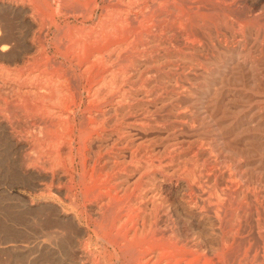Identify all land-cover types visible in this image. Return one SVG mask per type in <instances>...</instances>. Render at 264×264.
Segmentation results:
<instances>
[{
	"label": "rangeland",
	"instance_id": "1",
	"mask_svg": "<svg viewBox=\"0 0 264 264\" xmlns=\"http://www.w3.org/2000/svg\"><path fill=\"white\" fill-rule=\"evenodd\" d=\"M33 1L32 0L31 1H28V0H0V18L1 17L3 19L6 18L4 19V21H2L3 20L2 18H1L2 20L0 19V28L4 30V33H3L0 29V36L3 37L2 35H5L7 31H9V34L7 33V37L8 36L10 37L11 34L12 36H14L12 38L10 37V39L8 40L9 46H11V49L10 47L9 49L10 50L14 49V50H12L11 52L9 49H7L6 51L0 50L2 52L0 55V58H1L0 59V69H1L0 71V98H1L0 99V103H1L0 112L3 113V114L2 113L0 114V121L4 120V122L6 121V123H8L7 120L9 119V117H10L9 120H11L15 116L11 111L8 110L9 108L3 102L4 99L2 100V98L12 97L15 99L16 92H17L16 90H22V91L26 90L27 86L31 87L33 86V84L35 85L37 82L39 84V81H40V84L43 86H46L44 83L46 82L47 84L49 81L47 85H50V84L57 85L58 84L64 89L66 88V90L69 89L70 92H74V91L76 92L77 90L81 92V97L84 101L83 106L75 108L76 110L75 112H77L79 122L81 121L80 118L83 116V113H84L83 110H84L85 102H87L86 100H88L90 96V93L88 91L91 85L95 84L97 87L98 85H102L103 83V85L107 86L108 85L107 83L110 81L107 87H113L115 86V84L119 83L120 85L123 84L122 85L123 88H126L124 87V84L126 82L125 86L129 88V89L126 88V90L130 91L128 92V94L130 93L129 94L130 96L128 95V98L127 97L125 98L128 100V102L125 103V101L127 100H124L123 105L125 106L126 111L127 109L128 110L130 109V111L126 112V116H125L126 119L124 121L127 122L128 119H129L128 121H131L133 119H136L137 116H141V117H137L138 119L140 118L141 119L139 121L137 119L136 123L139 124L141 128L143 127L142 132L144 133L143 134L141 132L139 136L136 135L135 137L138 140L136 139L135 140L137 142L139 141V143H143L142 145V149H143L142 158L143 159H142L141 164H144L142 165L143 171L144 169L146 170L144 172L142 171L145 177H143L142 180L140 181L138 180L137 182H136V179L134 180L131 179L132 183L130 181V186L133 189L136 188L135 190L137 194L139 193L143 197L146 196L144 197V199L146 198V200H148L149 198L148 201L146 200L143 201L144 199L142 200L144 202L142 203V211L145 212L146 210V213H150L152 211V203H151L152 202L151 200H153L152 196L155 194L156 187L161 184L163 185V194L164 196L168 198V204L171 205V209H173V212L175 210L174 214L176 215H178L179 213L181 214L180 217L179 216L177 217L175 215L177 233L179 235L182 234L181 236L187 239L189 238L188 240H191L190 243L192 242V244H197V247H198L197 249L201 252V255H204L202 256L201 259H199L198 257H193V260L191 262L192 264H264V240H263L264 238L258 239V237L256 236V231L258 230L256 222L255 221L251 222L244 215V210L245 209L248 210L247 202H249V200L247 199L248 200L247 201L246 198L242 199L243 200V206H242L243 210L241 209L239 211L241 212L239 219L240 220L242 219L240 225L236 223V226L233 227V226H229L228 222L225 223L226 226L228 227L227 228L225 226V229H230V228L233 229L232 233L230 234L233 238L230 236L229 238L230 241L228 240V246L223 247L222 242H221V233H220L221 228L219 227L221 225L218 224L219 222L215 218V211H217V208L213 207L212 210L208 211L207 209L206 211L203 212V210H201L202 209L201 207L194 208L193 204H188L187 202H185L184 201L185 194L189 193L190 189L187 186L186 181L183 180V176H184L183 173L184 174L191 173V175H193L192 172L194 171L196 172L197 169L198 171L204 169L203 170L204 173L205 172L206 174L208 173L207 176L210 177L208 180L207 179L208 177H206V174H205L204 181L206 182V184L204 183L205 184L204 188L205 190L208 189L206 190V192H208V195L210 194L211 197L215 195L212 197L211 202L212 203L214 202V204H216L217 202L219 203V201L225 200L226 205L228 204V208H230L231 204L232 205L234 204L233 208H237L239 206L235 204L238 202L233 201L234 199L233 197L236 198V195L234 194L235 192L233 189H236V187L243 188L244 190H248V189L250 190V188L251 190L255 189L252 192L256 193L258 195V198L260 197L259 198L260 200H262V198L264 200V0H224V3H223V0H220V1L219 0L179 1L180 3L177 2L176 4V7L178 8L174 9V12H173L176 17V18L174 17L175 19L173 18L175 22L174 31L172 32L170 31V33L169 32L167 33L163 29L162 33H160L161 30L160 32L159 30L158 32L155 30L154 32L158 34V38L156 41L157 43L154 42L153 44H150L148 46H143V47L140 45L139 49L135 50L136 52L127 51V52L122 53L120 55L121 56L120 59L118 58V56H114L113 60L116 62H114V64L110 66V68H107L109 70L107 69H104L103 71L99 70L98 73L101 75H98L94 71L93 73H91L90 77L89 75L88 76L86 75L87 73L85 74V69H84L85 62H83L85 61V58H84L85 53L86 55H88L87 51L89 50V48L88 46L86 47V44L83 41H85L87 35L90 34V31L92 29L91 27L95 28L94 30L92 29L91 32L99 31V29L97 28L98 26L100 28V25L102 26V22L104 21V20L102 21V19H104L106 16L107 18H110L109 13H112L110 9L111 10L113 9L114 11L117 6H120L118 0H98L99 9L95 12L96 14L93 16V18L86 22H83L85 20L84 16L90 13V11L92 10L91 8H93V5H94V2L91 0H88L89 2H87V0H85L86 2L82 0L83 6H82L81 12L78 11V12L73 13V11H68L64 9L62 10L63 13L62 11H60V13L58 14H57V4L53 3L52 4L53 9L52 8L47 9L45 8V6L43 7V5L45 4L42 1L40 0H37V1L35 0L36 2L34 1V3L37 4V7H35L32 4ZM39 1L41 2V4ZM192 1L193 3L191 4L190 2ZM181 2H183V4L185 5L187 3V5L186 6L183 5ZM220 2H222V5ZM86 3L87 4L89 3L88 4L89 6L86 5ZM233 3L235 4V6ZM109 4H112V5H109ZM231 4L233 5V7H230L232 6ZM86 6L88 8H86ZM104 6H108V7H104ZM188 6H190V8H188ZM226 6L228 7L226 8ZM208 7H209V10H207ZM36 8L37 9L39 8L38 11ZM43 8H45L47 12ZM105 8L107 9V11ZM182 8L187 9V11L190 12V13L189 12L186 13L185 17L181 16ZM229 8L230 10H228ZM28 9H29V12H28ZM235 9H237L238 12ZM64 12L67 14L65 15ZM229 12H231V14H229ZM21 13L24 15L25 18H22L23 15ZM31 13L33 17L35 18H33L32 15H30ZM72 13L74 15H72ZM178 13H179L178 15L179 17L176 16ZM18 14L19 16H17ZM228 14L231 16H229ZM69 15H72V16L69 17ZM39 16L42 18H40ZM54 16H55V21H57L55 22V24L52 22ZM48 17L50 18L48 19ZM181 17L183 20H187V21L189 19L190 20L188 22L187 21L185 22L181 19ZM43 18L44 20H42ZM177 18H178V21L176 22ZM245 19L248 21H246ZM1 21L3 23L5 22L4 24L7 23L9 25L7 24L4 25L2 24ZM35 21L38 23H36ZM40 21H42L41 24L42 23L44 24L41 25ZM113 23H114V20H113ZM169 23L172 25L171 21ZM178 23L183 24V26L179 25ZM12 25L14 27H12ZM83 25H84V28H83ZM6 26L10 28L12 27V28L7 29ZM31 26H34L35 28ZM180 26L182 30L180 29ZM74 27L75 28L77 27L79 30L76 28V31L78 30L76 32ZM79 27L80 28L82 27V29H80ZM184 27L185 28L187 27V29L184 30L185 29ZM14 28L15 30H12ZM68 28L70 29L69 33H67L69 31ZM42 30L43 32H41ZM180 31L182 32L184 31V36L186 38L185 37L182 38L183 35H181V38L178 37V34L182 33ZM185 31H187V33L191 36H189ZM74 32L76 33V35H78L79 33L81 34L76 36ZM84 32L87 35H85ZM175 33H178V34L176 35ZM82 34H83V37L84 35L86 37L81 38ZM186 34L188 36H186ZM34 35L37 38H35ZM73 35L76 37H74ZM4 37H6V35ZM68 37H70V39H68ZM173 37H176V38L172 39ZM14 38H17L16 40L18 41L16 42ZM71 38L72 40H74L73 43L72 42L70 43L69 41L71 40ZM77 38H79V41H80L79 47L81 49H78V47L76 49L75 43L77 42V46L79 44L78 43L79 41L77 40ZM163 38H164V41H161ZM114 39L115 38L113 37V39L110 40L111 45H115L118 42L121 43L120 42L121 40H117V39L114 40ZM184 39L190 40V41L186 42ZM19 40H20V43H18ZM65 40H67L68 44L66 43ZM191 40L195 44H192ZM171 41H173V43ZM8 42L7 43L3 42L2 44H0V47L4 44H8ZM34 42L36 43V45L34 44ZM179 42L182 44H180ZM189 42L190 44H188ZM18 44L20 47L18 46ZM72 44H74L73 46L75 47L76 51H74V47L72 48ZM15 45L18 47H16ZM68 45H70V48ZM81 45L83 47H81ZM31 46L33 48H31ZM84 47H86L85 48L86 51L85 49L84 50L82 49ZM37 48L40 51L38 50L37 52L36 51ZM32 50H34L35 53ZM54 51L58 54H56ZM80 51L84 53L81 54ZM9 52L11 53V57H10ZM24 52L26 53V55ZM53 52L55 54H53ZM75 52L76 54L79 53L78 54L79 56L83 55L82 57L78 56V58L80 59L78 58L77 59L80 61H77L76 59L77 56L74 55ZM3 53L9 54V55H4ZM32 53H34L33 55L35 54L38 55V56L36 55L37 57L36 56H33V57H36V58L40 57L41 59L39 58L36 60L34 58L35 59L34 61L33 58H31ZM45 55L48 57V59H46L47 57H45ZM59 55L60 56L62 55L61 58ZM49 56L51 58H49ZM70 56H72V59L70 58ZM28 57L30 58L28 59ZM65 58H68V59H65ZM23 59L24 60L26 59V60L24 61ZM74 59H76L75 63L73 61ZM28 60L29 62H27ZM69 60H71V62ZM32 62L34 63L32 64ZM14 63H16V65H14ZM17 63H19L20 66L17 65ZM24 64H27V65L24 66ZM52 64L53 65L55 64V66H53ZM32 65L34 67V70L36 71H33ZM12 67H14L15 69ZM16 67L19 68L18 72L19 71H22V72L18 73ZM45 68L47 70H44ZM59 68H60L61 73L63 72L64 75L59 74L60 73ZM80 69H82V71ZM5 70H7V72H5ZM15 70L16 72H14ZM31 70L36 74L32 73ZM42 70L45 72L48 71V74L42 73L43 72ZM49 71L54 76L50 74ZM82 72H83V75H82ZM57 73L59 75H57ZM106 74H108L109 77ZM61 75L64 77H61V79L57 80V78H60ZM15 76H17L16 77L17 80L19 79L18 81L16 80ZM52 76L53 78H51ZM65 76H66V79H65ZM102 76H104V80ZM47 77L49 80H47ZM118 77L120 78V80L117 79ZM106 78L108 81L105 82ZM91 79L95 80V82L94 81L92 82ZM14 80L17 81V84H15L16 81ZM50 80H51V83H50ZM65 80L66 81L68 80L67 83H65L66 82ZM19 81L23 83H20ZM29 82L33 84L31 85L29 84ZM68 82L70 83L68 84ZM121 82H124V83H121ZM16 85H19V87L21 86L20 87L21 89ZM24 85H26V87ZM65 86H68V87H65ZM130 87H132L131 88L132 90L130 89ZM134 87L137 90L138 88L136 87H139V90L138 91L135 90ZM9 88L14 89V90H11ZM184 88L186 89L184 90ZM143 89H145V91H148L146 95L149 93L151 95L146 96L145 91H142ZM154 89L156 93L158 92L156 95L152 94L151 92ZM180 90H184V91L180 92ZM133 91L135 92L141 91L140 93H142V95L137 96L136 94H132V93H135ZM215 92H216V95L213 96ZM159 93H161V96L158 95ZM11 94H14V95L11 96ZM131 95H134V97H132ZM148 97L151 99V101ZM214 98L218 99V104L216 105L212 104V101L215 100ZM132 100L134 101V103ZM131 101L134 105L131 103ZM129 102L131 103V105ZM4 104H5V108L4 107L2 108V105L4 106ZM21 104L27 108L26 106L27 104L25 103H21ZM21 104L18 105L19 108L17 109L20 110V113L22 114L21 117L25 118L27 115L26 110H25L26 108L22 107ZM150 106H152V108ZM153 107H155V109ZM144 110L146 112V115H145V112L143 113ZM212 110H213V117H211L210 119L209 114H212ZM134 113L136 114V116H134L135 115ZM151 113L152 115H150ZM129 114H131V116ZM143 115H144V119H143ZM155 115H156V118H155ZM196 117H197V120L195 119ZM181 119L183 121H181ZM186 120L188 121V123ZM2 121L1 123L3 125L6 124V123H3ZM148 121L150 123H147ZM156 123L159 126H157ZM193 125L195 126V128ZM9 128L10 127H8V129ZM8 129H7V132L5 130V134H4V129L0 128V264H40V263L41 264H83L84 261L86 262L85 264H90V263L91 264H94V263L111 264V262L112 264H123L121 260L123 257H121L120 259L121 261L119 260V258H117L119 256L116 255V253L114 252L113 246L108 244V241L105 242V240L103 239H100V238L97 239L98 234L105 235V233L99 231L98 226L94 222H92L95 219L96 215H94L93 213L84 211L86 210L85 208H88L90 206L87 205L86 207L84 204V201L80 199L79 205L77 207L74 205L75 203L72 202V198L66 196L65 194L66 191L68 193L73 192V191L79 193L81 191L79 190L80 187L77 188L75 191L74 187L73 186L71 187V185L68 184L69 183L68 180L72 173L71 170H69V165H70L68 164L70 162L69 159L64 160L63 163L62 162L59 163L57 161L54 162V159L51 158L50 156L49 157L51 159L49 158V160L46 159V157L48 158V156L46 155L41 156V158L37 155L35 156L34 153L30 151L27 146L19 148L16 145H14L13 144L14 140L10 138V135H9V134H15L16 137L18 136V138L25 140L28 138L27 133L26 132L18 133L17 130L16 129L14 130L13 128H10L9 130ZM143 136H145L146 138ZM142 138L143 140H141ZM219 139H221V142ZM152 140H155V141H152ZM167 140L171 142L173 150H174V147L177 145L176 146L177 149L175 148L174 153H173V156L175 154V156L173 157L175 158L174 159L175 163L173 161V166L174 168L177 167L175 168L176 171L173 170L174 171L173 172L170 170L171 172L170 171L167 172V169L165 168H162V170L159 171V167H158L157 170L161 173V175L159 173L155 174L153 173L154 170L152 169V167H149L151 166V164L148 165V163H150V160H149L150 147H153L154 145H155L154 147H156V145L158 146L166 142ZM172 140L174 141V143L172 142ZM146 142H149V143H146ZM223 143H225V145ZM189 146H192V147H189ZM77 147H79V153H81L83 150L82 148H80L81 145L78 144ZM93 150L97 152L98 148L95 147ZM145 150L146 152H143ZM198 150H199V153H198ZM79 153L78 152L76 153L78 154V158H77L78 165L76 164V169L74 170V174H76L75 176L77 178L76 182L79 181V178H78L79 174L77 173H80V172L82 173V163L80 162L81 159L79 158ZM195 155L196 156L198 155V156L196 157ZM218 155H221V156H218ZM216 156H218L219 158ZM179 157L181 160L179 159ZM197 158L198 160H196ZM206 158L208 160H205ZM224 159L226 161H222ZM37 160H41V161L44 160V161L42 163L40 162V165H39V162ZM51 160L55 164L50 163ZM143 160L145 161V163ZM146 160H148L149 162ZM179 160L180 162H178ZM192 161L194 162L193 164H191ZM196 161L197 162L200 161L201 163L200 162L197 163ZM216 161L218 164H216ZM195 163L197 165V168L195 167L196 170H194L193 168L194 166H196ZM202 163H204L205 165H203ZM32 164L37 165V166L34 165L36 168ZM50 164L52 165L50 166ZM209 165L211 166V168H213V171H211L212 169L210 168ZM217 165L219 166V168L216 167ZM27 166L29 167L28 169H27ZM226 166H229V167L227 168ZM50 167H51V170H50ZM38 168H40L42 171ZM120 168L122 169V172L124 174H126V172L127 173L130 172L129 170L130 167L128 165L122 166ZM120 168H118L117 170H119ZM184 168H186L185 171H183ZM229 168L231 171L230 173L233 174L232 175L233 178L231 174L229 173ZM254 168H257L256 172ZM181 169H183L182 170L183 173ZM187 169H189V171ZM190 169L192 170L190 171ZM207 169L209 171H207ZM235 169H237L236 172H235ZM37 170H40L41 174L38 176V178H34L31 174L34 173L36 175ZM48 170H50V172ZM58 172H60L62 175L64 173V176H62V179H61V184L57 183L56 180L51 182L50 179H47V178H51L52 176L51 174L53 173L56 174ZM67 172L68 173L71 172V173L68 174ZM166 172L168 174L171 173L170 176H166L167 174ZM226 173H228L227 176L225 175ZM172 174L174 176L171 180L172 181L171 182L172 185H171V183L167 181L166 178L171 177ZM210 174L212 175L210 176ZM214 175L215 176L217 175L216 176L217 179ZM46 176L47 178L45 180ZM234 176H236V179ZM238 176L239 177L241 176L240 179H238L239 178ZM227 178L228 180H226ZM232 179L235 181H233ZM232 181L235 182L236 184L235 183H234L235 185L232 184ZM134 182L137 184L135 185ZM208 183H212V184L210 185ZM239 183L241 184L239 185ZM225 184H229V186L232 189L231 193L227 192L228 195L230 194L229 196H227V194L224 191V189L226 188ZM212 186H214L216 191L217 190L218 191L214 192V188H211ZM222 186H224L225 188ZM220 187L222 188L221 192L224 191L223 192L224 195L221 194V192H219V190H221ZM166 188L169 192L164 190ZM143 189H144V194H143ZM209 189L211 190V192ZM218 192L219 194H221L223 198L222 197L218 198L216 196ZM147 193L150 195H148ZM64 200L65 202H63ZM227 200L229 201L231 200V201L229 202ZM205 205L207 206V203ZM83 206H85V208ZM143 207L146 209H143ZM192 208L194 209V211ZM82 209H84L83 212H82ZM180 209H182L181 212L184 210V213H187V215L186 214L184 215L183 212L181 213L179 211ZM186 209L190 210L191 212L190 213L189 211L187 212ZM199 211L201 212L202 215L200 214ZM55 212L56 214L54 215ZM76 213L79 214L80 219L77 222L80 224L79 228L81 227L82 229L81 228L79 229L78 227L71 224L72 222L70 221V216L72 217ZM208 213L211 215L206 216V214ZM231 214L232 213L227 212V218L225 219L226 220L230 219L231 216L229 215ZM212 215L214 217H210ZM63 217H65V219ZM201 219L202 220L204 219V220L202 221ZM77 222L75 223L78 224ZM263 225L264 224L262 221L261 226H260L261 229H263L262 228ZM237 226L241 228L238 232L237 230H235L236 228H238ZM76 228H78L77 229L78 231L77 230L75 231ZM82 232H85V233H82ZM192 235L194 236L192 237ZM85 236L87 239L85 238ZM194 237L196 239L193 240ZM94 239L96 240V242ZM200 240L202 241L199 242ZM84 242H86V245ZM202 242L205 244H203ZM80 244H81V247H80ZM203 245H206V246H203ZM104 246H106L105 247L106 249L104 248ZM83 247L85 249H83ZM75 250H77V252ZM82 250L86 251V252L84 251L86 253L85 257H82V255L79 254L81 253L80 251ZM89 254L91 255L89 256ZM93 255L95 257H93ZM101 257H102V260H101ZM116 258L118 259V261Z\"/></svg>",
	"mask_w": 264,
	"mask_h": 264
},
{
	"label": "bare ground",
	"instance_id": "2",
	"mask_svg": "<svg viewBox=\"0 0 264 264\" xmlns=\"http://www.w3.org/2000/svg\"><path fill=\"white\" fill-rule=\"evenodd\" d=\"M31 1V0H28ZM33 1V0H32ZM35 1V0H34ZM33 1V5L35 7H37V4H35ZM37 1V0H36ZM35 1V2H36ZM42 1L45 5H43V7L45 6V8L47 9H51L52 8V4H57V14L60 13V11L66 9L68 11H73L74 12H78V11H82V6H83V1L82 0H40ZM39 1V2H40ZM85 1V0H84ZM94 2L93 8H91L92 10L90 11V13H86L87 15L84 16L85 20L83 22H86L90 19L93 18V16L96 14L95 12L99 9V4H98V0H91ZM179 1H185V0H118L119 5L115 8V10L113 11V9L110 11H112V13H109L110 18H107V16L102 19V26L100 25V28L98 26L97 29H99V31H95V32H91L92 29L94 30L95 28L91 27V31L90 34L87 35L85 32L84 34L87 35V37L84 35V37H86V40L83 41L86 44V47L88 46L89 50L88 55H86L85 53V62L84 63V69H85V74L89 77L91 75V73H93L95 71V73H97L98 75H101L98 73V71H103L104 69L110 68V66H112L114 64L113 57L114 56H118V58L120 59V55L124 52L127 51H133L136 52L135 50L139 49V46L141 45L143 46H148L150 44H153L154 42L157 41L158 38V34L156 32H154L155 30L158 32L163 31V29L168 33H170V31H174V20L173 18L175 17L174 15V9L178 8L176 7L177 2L180 3ZM194 1V0H193ZM190 2L191 4L193 3ZM198 1V0H197ZM220 1V0H219ZM86 2V1H85ZM87 2H89L87 0ZM102 2V1H101ZM105 2V1H104ZM188 2V1H187ZM203 2V1H202ZM210 2V1H209ZM213 2V1H211ZM218 2V1H217ZM226 2V1H225ZM24 3V2H23ZM30 3V2H29ZM42 3V4H43ZM91 3V2H90ZM183 4V2H181ZM205 3V2H204ZM222 5V2H220ZM219 3V4H220ZM224 3V0H223ZM227 3V2H226ZM17 4V3H16ZM25 4V3H24ZM41 4V2H40ZM89 4V3H88ZM86 3V5H88ZM103 4V3H102ZM213 4V3H212ZM234 4V3H233ZM112 5V4H109ZM108 5V6H109ZM185 5V4H183ZM187 5V3H186ZM185 5V6H186ZM189 5V4H188ZM205 5V4H204ZM207 5V4H206ZM232 5V4H231ZM32 6V5H30ZM89 6V5H88ZM108 6H104V7H108ZM192 6V5H191ZM195 6V5H194ZM193 6V7H194ZM203 6V5H201ZM209 6V5H208ZM235 6V4H234ZM12 7V5H11ZM24 7V5H23ZM29 7V5H28ZM200 7V6H199ZM211 7V5H210ZM216 7V6H215ZM219 7V6H218ZM228 6H226L227 8ZM230 7H233L230 6ZM16 8V6H15ZM20 8V7H19ZM27 8V7H26ZM43 8V9H45ZM86 8H88L86 6ZM184 8V7H183ZM181 9L182 13L181 16L185 17L186 13H188L189 11H187V9ZM188 8H190V6H188ZM205 8V7H204ZM23 9V8H22ZM20 9V10H22ZM37 9V8H36ZM39 9V8H38ZM37 9V11H38ZM53 9V8H52ZM106 9V8H105ZM109 9V8H108ZM199 9V8H197ZM206 9V8H205ZM222 9V8H221ZM10 10V9H9ZM15 10V9H14ZM25 10V9H24ZM46 10V9H45ZM102 10V9H101ZM209 10V7L208 9ZM230 10V8L228 9ZM226 10V11H228ZM237 10V9H235ZM52 11V10H51ZM107 11V9H106ZM225 11V12H226ZM233 11V10H232ZM231 11V12H232ZM12 12V11H11ZM18 12V11H17ZM27 12V11H25ZM29 12V9H28ZM33 12V10H32ZM35 12V11H34ZM44 12V11H43ZM47 12V10H46ZM109 12V10H108ZM231 12H229V14H231ZM238 12V10H237ZM19 13V12H18ZM37 13V12H36ZM63 13V11H62ZM65 13V12H64ZM72 13V15H74ZM85 13V12H84ZM106 13V12H104ZM190 13V12H189ZM193 13V12H192ZM191 13V14H192ZM236 13V12H235ZM22 14V13H21ZM20 14V15H21ZM26 14V13H25ZM43 14V13H42ZM67 13H65L66 15ZM228 14V15H229ZM23 15V14H22ZM21 15V16H22ZM32 15V13L30 14ZM29 15V16H30ZM45 15V14H44ZM72 15H69L72 16ZM179 13L176 15L177 17ZM238 15V13H237ZM236 15V16H237ZM2 16V15H1ZM19 16V14L17 15ZM36 16V15H35ZM49 16V15H48ZM64 16V15H63ZM62 16V17H63ZM231 16V15H229ZM27 17V16H26ZM31 17V16H30ZM28 17V18H30ZM33 17V15H32ZM38 17V15H37ZM40 17V16H39ZM81 17V16H80ZM238 17V16H237ZM2 18V17H1ZM0 18V19H1ZM11 18V17H10ZM22 18H25L24 15L22 16ZM35 18V17H33ZM42 18V17H40ZM46 18V16H45ZM50 17H48L49 19ZM53 18V17H51ZM65 18V17H64ZM76 18V17H75ZM141 18V19H139ZM176 18V17H175ZM174 18V19H175ZM187 18V17H186ZM185 18V19H186ZM189 18V17H188ZM245 18V17H244ZM3 19V18H2ZM1 19V20H2ZM6 19V18H4ZM4 19L2 21H4ZM180 19V18H179ZM182 19V17H181ZM247 19V18H246ZM245 19V20H246ZM8 20V18H7ZM34 20V19H33ZM32 20V21H33ZM44 20V18L42 19ZM47 20V19H46ZM58 20V18H57ZM80 20V19H79ZM101 20V18H100ZM114 20V23H113ZM183 20V19H182ZM190 20V19H189ZM188 20V21H189ZM198 20V19H197ZM1 21V22H2ZM6 21V20H5ZM24 21V19H23ZM27 21V20H26ZM31 21V20H30ZM37 21V20H36ZM35 21V22H36ZM49 21V20H48ZM171 21L172 25L169 23ZM178 21V18L176 19V22ZM183 21H187V20H183ZM187 21V22H188ZM243 21V20H242ZM248 21V20H246ZM12 22V21H11ZM28 22V21H27ZM42 21H40L41 24ZM45 22V21H44ZM52 22L55 24V16L52 20ZM81 22V21H80ZM99 22V21H98ZM100 22V23H101ZM245 22V21H244ZM5 23V22H4ZM2 22V24H4ZM38 23V22H36ZM7 24V23H6ZM4 24V25H6ZM44 24V23H42ZM41 24V25H42ZM95 24V23H94ZM179 24V23H178ZM185 24V23H184ZM9 25V24H7ZM31 25V24H29ZM35 25V24H34ZM182 25L183 24H179ZM87 26V25H86ZM97 26V25H96ZM3 27V26H1ZM5 27V26H4ZM7 27V26H6ZM12 27H14L12 25ZM11 27V28H12ZM34 27V26H31ZM40 27V26H39ZM48 27V26H47ZM50 27V26H49ZM78 27V26H77ZM76 27V28H77ZM89 27V25H88ZM95 27V26H94ZM10 27H7V29ZM10 28V29H11ZM35 28V27H34ZM42 28V26H41ZM75 28V27H74ZM75 28V31H76ZM80 28V27H79ZM84 28V25H83ZM177 28V27H176ZM185 28V27H184ZM1 29V28H0ZM6 29V28H5ZM9 29V30H10ZM33 29V28H32ZM39 29V28H38ZM44 29V27H43ZM69 29V28H68ZM78 29V28H77ZM82 29V27L80 28ZM181 29V26H180ZM187 27L184 29L186 30ZM12 30H15L12 29ZM35 30V29H34ZM79 30V29H78ZM77 30V31H78ZM177 30V29H176ZM182 30V29H181ZM1 31L4 33V30L1 29ZM37 31V30H36ZM76 31V32H77ZM89 31V30H87ZM6 32V31H5ZM43 32V30L41 31ZM40 32V33H41ZM70 32V29L67 33ZM178 32V31H177ZM182 32V31H180ZM187 33V31H185ZM191 32V31H190ZM189 32V33H190ZM2 33V34H3ZM7 33L9 34V31H7ZM7 33L5 34L7 37ZM37 33V32H36ZM39 33V34H40ZM72 33V32H71ZM79 33V32H78ZM89 33V32H88ZM159 33V34H160ZM165 33V32H164ZM202 33V32H201ZM74 34L76 35V33L74 32ZM81 33H79L78 35H80ZM176 35L178 33H175ZM180 34V35H179ZM178 37L181 38V35H183L182 38H184V31L182 33H179ZM188 34V33H187ZM186 34V36H188ZM5 35H2L3 37L0 36V44H2L3 42H8V40L10 39V37H14L11 36L8 38L4 37ZM67 35V34H66ZM76 35V36H78ZM172 35V33H171ZM202 35V34H201ZM16 36V35H15ZM35 36V35H34ZM39 36V35H38ZM68 36V35H67ZM74 36V35H73ZM72 36V37H73ZM74 36V37H76ZM162 36V35H161ZM164 36V34H163ZM175 36V35H174ZM191 36V35H189ZM17 37V36H16ZM80 37V36H79ZM83 34L81 38H84ZM113 37L115 38L114 40H121V43H114L115 45H111L110 40L113 39ZM168 37V35H167ZM18 38V37H17ZM17 38H14L15 41L17 42L18 40H16ZM35 38H37L35 36ZM64 38V37H63ZM176 37H173L172 39H174ZM178 38V39H179ZM186 38V37H185ZM19 39V38H18ZM39 39V38H38ZM68 39H70V37H68ZM75 39V38H74ZM188 39V38H187ZM190 39V38H189ZM195 39V38H194ZM34 40V38H33ZM36 40V39H35ZM77 40L79 41V38H77ZM75 40V41H77ZM83 40V39H82ZM81 40V42H82ZM171 40V38H170ZM185 40V39H184ZM183 40V41H184ZM11 41V40H10ZM38 41V40H37ZM35 41V42H37ZM63 41V40H62ZM67 43V40H65ZM70 43L74 40H69ZM159 41V39H158ZM164 41V38L161 40ZM167 41V40H165ZM178 41V40H177ZM176 41V42H177ZM186 42L190 41V40H185ZM192 41V40H191ZM33 42V41H32ZM34 42V44L36 45V43ZM64 42V41H63ZM173 43V41H171ZM182 42V41H181ZM15 43V42H14ZM20 43V40L19 42ZM69 43V44H70ZM78 46H77V42L75 43L76 45V49L78 47V49H81L79 47L80 45V41L78 42ZM110 43V44H109ZM157 43V42H156ZM161 43V42H160ZM159 43V44H160ZM164 43V42H163ZM180 43V42H179ZM178 43V44H179ZM184 43V42H183ZM31 44V43H30ZM32 44V45H34ZM39 44V43H38ZM68 44V43H67ZM82 44V43H81ZM135 46H134V45ZM171 44V43H170ZM182 44V43H180ZM185 44V43H184ZM190 44V42L188 43ZM192 44L193 43L192 41ZM12 45V44H10ZM41 45V44H40ZM45 45V44H44ZM74 44H72V48ZM83 45V44H82ZM81 45V47H83ZM157 45V44H156ZM16 46V45H15ZM14 46V48H15ZM19 46V44H18ZM16 46V47H18ZM43 46V45H42ZM70 48V45H68ZM159 46V45H158ZM188 46V45H186ZM195 46V45H194ZM193 46V47H194ZM11 49V46H9V42L8 44H4L0 47L1 51H6L7 49ZM20 47V46H19ZM23 47V46H22ZM82 48L83 50L86 48ZM27 48V47H26ZM29 48V46H28ZM27 48V49H28ZM31 48H33L31 46ZM43 48V47H42ZM46 48V47H45ZM44 48V49H45ZM68 48V49H69ZM71 48V50H72ZM141 48V47H140ZM147 48V47H146ZM150 48V47H149ZM148 48V49H149ZM9 49V50H10ZM43 49V50H44ZM75 47H74V51H76ZM143 49V48H142ZM14 50V49H12ZM10 50V52L12 51ZM35 50V49H34ZM32 50V51H34ZM38 48H37V52H38ZM70 50V51H71ZM82 50V51H83ZM147 50V49H146ZM145 50V51H146ZM0 51V55L1 52ZM40 51V50H39ZM46 51V50H45ZM49 51V50H48ZM73 51V52H74ZM81 52V54H83ZM86 51V49H85ZM9 52V53H10ZM16 52V51H15ZM14 52V53H15ZM55 52V51H54ZM53 52V54H55ZM59 52V51H58ZM78 52V50H77ZM8 53V52H7ZM25 53V52H24ZM31 53V52H30ZM35 53V51H34ZM32 53V57L30 55L31 58H33V60L35 61V59H39L36 58L38 55ZM50 53V52H49ZM64 53V52H63ZM67 53V52H66ZM70 53V52H69ZM72 53V52H71ZM4 54V53H3ZM2 54V55H3ZM42 54V52H41ZM47 54V53H46ZM58 54V53H56ZM74 54V53H73ZM79 54V53H78ZM78 54H75L78 58ZM127 54V53H126ZM4 55H9V54H4ZM26 55V53H25ZM23 55V56H25ZM37 55V56H36ZM40 55V54H39ZM72 55V54H71ZM36 56V57H33ZM52 56V55H51ZM60 56V55H59ZM62 56V55H61ZM60 56V58H61ZM66 56V55H65ZM81 56V55H80ZM79 56V57H80ZM83 56V55H82ZM81 56V57H82ZM6 57V56H5ZM10 57H11V53H10ZM27 57V56H25ZM28 57V59L30 58ZM45 57H47L45 55ZM75 57V56H73ZM3 58V57H2ZM7 58V57H6ZM20 58V57H19ZM35 58V59H34ZM43 58V57H42ZM49 58H51L49 56ZM53 58V57H52ZM69 58V57H68ZM65 58V59H68ZM70 58L72 59V56H70ZM83 58V59H84ZM1 59V58H0ZM21 59V58H20ZM41 59V58H40ZM48 59V57L46 58ZM57 59V58H56ZM76 59H74V63L76 62ZM80 59V58H78ZM77 61H80L78 60ZM82 59V58H81ZM124 59V57H123ZM126 59V58H125ZM24 60V59H23ZM26 60V59H25ZM24 60V61H25ZM44 60V59H43ZM42 60V61H43ZM10 61V60H9ZM14 61V60H12ZM23 61V62H24ZM39 61V60H38ZM60 61V59H59ZM71 62V60H69ZM29 62V60L27 61ZM41 62V61H40ZM39 62V63H40ZM63 62V61H62ZM247 62V61H246ZM9 63V62H8ZM20 63V62H19ZM19 63H17V65H19ZM25 63V62H24ZM34 62H32L33 64ZM80 63V62H79ZM29 64V63H28ZM31 64V62H30ZM50 64V63H49ZM73 64V63H72ZM14 65H16V63H14ZM27 64H24V66ZM42 65V64H41ZM53 65V64H52ZM51 65V66H52ZM64 65V64H63ZM70 65V64H69ZM76 65V64H74ZM78 65V64H77ZM20 66V65H19ZM23 66V67H24ZM45 66V65H43ZM55 66V64L53 65ZM52 66V67H53ZM71 66V65H70ZM22 67V65H21ZM33 67V65H32ZM36 67V66H35ZM42 67V66H41ZM57 67V66H56ZM80 67V66H79ZM14 68V67H12ZM29 68V67H28ZM48 68V67H47ZM50 68V67H49ZM64 68V67H63ZM68 68V66H67ZM83 68V67H82ZM136 68V67H135ZM15 69V68H14ZM13 69V70H14ZM17 72H18V67H16ZM21 69V68H20ZM41 69V68H40ZM52 69V68H51ZM54 69V68H53ZM25 70V69H24ZM44 70H47L46 68ZM50 70V69H48ZM58 70V69H56ZM76 70V69H75ZM82 71V69H80ZM109 70V69H107ZM1 71V69H0ZM32 71V70H31ZM30 71V72H31ZM33 71L34 67H33ZM32 71V73H34ZM39 71V70H38ZM43 71V70H42ZM41 71V72H42ZM60 71V68H59ZM5 72H7V70H5ZM10 72V71H9ZM8 72V73H9ZM16 72V70L14 71ZM13 72V73H14ZM22 72V71H19ZM18 72V73H19ZM24 72V71H23ZM58 72V71H57ZM67 72V71H66ZM78 72V71H77ZM84 72V71H83ZM82 72V75H83ZM215 72V71H214ZM17 73V74H18ZM31 73V74H32ZM40 73V72H39ZM42 73H47L48 71H43ZM41 73V74H42ZM50 73V71H49ZM54 73V72H53ZM111 73V71H110ZM12 74V73H11ZM30 74V76H31ZM36 74V73H34ZM52 74V73H50ZM59 74H63V72ZM57 73V75H59ZM68 74V73H67ZM109 74V73H108ZM108 74H106L108 76ZM19 75V74H18ZM26 75V74H25ZM28 75V74H27ZM39 75V74H38ZM53 75V74H52ZM56 75V74H55ZM60 76V78H57V80L61 79V77L64 76ZM80 75V74H79ZM105 75V74H104ZM155 75V74H154ZM20 76V75H19ZM24 76V75H23ZM33 76V75H32ZM37 76V75H36ZM42 76V75H41ZM47 76V75H46ZM49 76V75H48ZM54 76V75H53ZM53 76L51 78H53ZM93 76V75H92ZM17 76H15L16 78ZM27 77V76H26ZM40 77V76H39ZM38 77V78H39ZM50 77V76H49ZM57 77V76H56ZM86 77V76H84ZM101 77V76H100ZM103 80H104V76ZM106 77V76H105ZM109 77V76H108ZM129 77V76H128ZM205 77V76H204ZM8 78V77H7ZM20 78V77H19ZM35 78V77H33ZM55 78V77H54ZM75 78V77H74ZM92 78V77H91ZM130 78V77H129ZM44 79V78H43ZM66 79V76H65ZM85 79V78H84ZM95 79V78H94ZM97 79V78H96ZM102 79V78H100ZM117 79L120 80V78L118 77ZM128 79V78H127ZM136 79V78H135ZM17 80V78H16ZM14 80V81H16ZM19 80V79H18ZM17 80V81H18ZM32 80V79H31ZM36 80V79H35ZM34 80V81H35ZM40 80V79H39ZM42 80V78H41ZM47 80L48 77H47ZM52 80V79H51ZM50 80V83H51ZM56 80V79H55ZM75 80V79H74ZM87 80V78H86ZM92 80V79H91ZM124 80V79H123ZM17 81L15 84H17ZM23 81V80H21ZM30 81V80H28ZM27 81V82H28ZM54 81V80H53ZM66 81V80H65ZM68 81V80H67ZM67 81L65 83H67ZM95 82V80H92V82ZM108 81L107 78L105 80V82ZM115 81V80H114ZM126 81V80H125ZM20 82V81H19ZM25 82V80H24ZM32 82V81H30ZM29 82V84H31ZM60 82V81H58ZM91 82V83H92ZM104 82V83H105ZM110 82V81H109ZM109 82L107 83L109 85ZM132 82V81H131ZM23 83V82H20ZM49 83V81H48ZM47 83V84H48ZM56 83V82H55ZM70 82H68L69 84ZM87 83V82H86ZM113 83V82H112ZM124 83V82H121ZM128 83V82H127ZM152 83V82H151ZM19 84V83H18ZM28 84V85H29ZM33 84V83H32ZM31 84V85H32ZM46 86H43L39 84L38 82L33 86L29 87L26 85H24L26 87V90H16V96L15 99L10 97V98H6L4 97L2 94V96L4 98H2L3 102L6 104V106L9 108L8 110L11 111L14 115V120H7L8 123H6V121L4 122V120L2 121L3 123L6 124H2L0 121V128L4 129V134H5V130L7 132L8 127L13 128L14 130L16 129L18 133H23L26 132L28 138L25 140H22L20 138H18V136L16 137L15 134H9L10 138H12L14 141V145H16L17 147H24L27 146L28 149L30 151H32L34 153V155L39 156L41 158V156H48V158L46 157V159L49 160V158H53L54 162L57 161L59 163H63L64 160L69 159V170H71V176L68 180V184L71 185V187H74V190L76 191L77 188L80 187L79 190H81L79 193L78 192H70L68 193L66 191V196L71 197L72 198V202H74L75 206L78 207L79 205V201L80 199H82L84 201L85 206L88 208H85V206H83L86 210L82 209L86 211V212H90L93 213L94 215H96L95 219L92 221L94 222L98 228L99 231L105 233V235H100L98 234V238L103 239L106 241H108V244L113 246L114 252L116 253V255H118L119 260L121 259V257H123L122 263L123 264H192V260L193 257H198L199 259L202 258L201 252L197 249V244H192V242L190 243L191 240H188L187 238L181 236L182 234H178L177 230H176V218L173 209H171V205L168 204V198L166 196H164L163 194V185H158L155 189V194L152 196L153 200H151L152 202V211L150 213H146L142 211V203H144L143 201L146 200V198L144 199V197L146 196H142L139 193H136V188H132L130 186V181L132 183L131 179H136V182L139 180H142L144 176L143 172L146 171L144 169L143 171V166L144 164L142 163V145L143 143H139V141L137 142L136 140V135L139 136V134L143 131V127L141 128L139 124H137V117H141V116H137L136 119H133L131 121H124L126 118V112L130 111V109L126 111L125 106L123 105V101L127 100L125 99L126 97L128 98V92H130L129 90H126V88H128L127 86L123 88L122 85L123 84H115V86L113 87H107L106 85H98L96 87V85H91L89 88V93L90 96L88 98V100H86L87 102H85V106H84V113L83 116L80 118L81 121H78V116H77V112H75V108L77 107H81L83 106V99L81 97V92L80 91H74V92H70L69 89L66 90V88L64 89L63 87H61L60 85H47L46 82L44 83ZM60 84V83H59ZM64 84V83H63ZM62 84V85H63ZM90 84V83H89ZM100 84V83H98ZM23 85V84H22ZM87 85V84H86ZM206 85V83H205ZM19 87V85H16ZM23 86V87H24ZM94 86V87H93ZM111 86V85H110ZM130 86V85H129ZM11 87V86H10ZM21 87V86H20ZM19 87V88H20ZM22 87V88H23ZM24 87V88H25ZM29 87V88H28ZM68 87V86H65ZM83 87V86H82ZM81 87V88H82ZM147 87V86H146ZM14 88V87H12ZM23 88V89H24ZM86 88V87H85ZM132 87H130L131 89ZM139 90V87H136ZM143 88V87H141ZM145 88V87H144ZM148 88V87H147ZM146 88V89H147ZM150 88V87H149ZM183 88V87H182ZM188 88V87H187ZM11 89V88H9ZM16 89V88H15ZM21 89V88H20ZM71 89V88H70ZM129 89V88H128ZM135 89V87H134ZM163 89V88H162ZM186 88H184L185 90ZM189 89V88H188ZM187 89V90H188ZM217 89V88H216ZM4 90V89H3ZM14 90V89H11ZM10 90V91H11ZM72 90V89H71ZM81 90V89H80ZM132 90V89H131ZM137 90V89H135ZM137 90V91H138ZM184 90H180L184 91ZM136 91V92H137ZM142 91H145V89H143ZM5 92V91H4ZM9 92V91H8ZM135 92V91H133ZM132 93V94H136L138 95H142V93L137 92V93ZM152 94L156 95V91L155 89L151 91ZM179 92V91H178ZM193 92V91H192ZM88 93V94H89ZM146 93H148V91H145V95ZM173 93V92H172ZM169 94V93H168ZM188 94V92H187ZM14 94H11V96ZM151 94H147L146 96H150ZM159 96H161V93L158 94ZM167 95V94H166ZM186 95V94H185ZM216 95V92L213 94V96ZM1 96V97H2ZM6 96V95H5ZM87 96V95H86ZM130 96V95H129ZM132 97H134V95H131ZM169 96V95H168ZM172 96V95H171ZM177 96V95H176ZM197 96V95H195ZM212 96V95H211ZM141 97V96H140ZM152 97V96H151ZM155 97V96H154ZM165 97V96H164ZM173 97V96H172ZM12 98V100H11ZM131 98V97H130ZM129 98V100H130ZM149 98V97H148ZM147 98V100H148ZM176 98V97H175ZM1 99V98H0ZM10 99V100H9ZM132 99V98H131ZM150 99V98H149ZM153 99V98H152ZM215 100L212 101V104L216 105L218 104V99L214 98ZM16 100V101H15ZM146 100V99H145ZM154 100V99H153ZM152 100V101H153ZM133 101V100H132ZM131 101V103H132ZM151 101V99H150ZM169 101V100H168ZM209 101V99H208ZM128 102L125 101V103ZM140 102V101H139ZM172 102V101H171ZM21 103H25L27 104V108L24 107ZM130 103V102H129ZM128 103V104H129ZM130 103V105H131ZM134 103V101H133ZM132 103V104H133ZM176 103V102H175ZM1 104V103H0ZM3 104V103H2ZM5 104L4 106L2 105V108H5ZM22 105V107L26 108V117L23 118L21 117L22 114L20 113V110H18L17 108L18 105ZM136 104V103H135ZM157 104V102H156ZM169 104V103H168ZM208 104V103H207ZM134 105V104H133ZM139 105V104H138ZM200 105V104H199ZM1 106V105H0ZM144 106V105H142ZM149 106V105H148ZM181 106V105H180ZM137 107V106H136ZM152 108V106H150ZM164 107V106H163ZM130 108V107H129ZM142 108V107H141ZM155 109V107H153ZM7 109V108H6ZM4 109V110H6ZM138 109V108H137ZM185 109V108H184ZM183 109V110H184ZM79 110V109H78ZM135 110V109H134ZM157 110V109H156ZM167 110V109H166ZM174 110V109H173ZM182 110V112H183ZM19 111V113H18ZM133 111V110H132ZM150 111V110H149ZM180 111V110H179ZM189 111V110H188ZM187 111V112H188ZM4 112V111H3ZM145 112V110L143 111V113ZM169 112V111H168ZM181 112V113H182ZM185 112V113H187ZM206 112V111H205ZM2 112H0L1 114ZM7 113V112H6ZM136 113V112H135ZM134 113V114H135ZM149 113V112H148ZM147 113V114H148ZM164 113V112H163ZM194 113V112H193ZM192 113V114H193ZM3 114V113H2ZM9 114V113H8ZM7 114V115H8ZM79 114V113H78ZM137 114V113H136ZM136 114L134 116H136ZM140 114V113H139ZM165 114V113H164ZM24 115V113H23ZM131 116V114H129ZM146 115V112H145ZM152 115V113L150 114ZM222 115V113H221ZM2 116V115H1ZM192 116V115H191ZM3 117V116H2ZM148 117V116H147ZM209 117L211 119V117H213V110H212V114H209ZM8 118V117H6ZM129 118V117H128ZM156 118V115H155ZM161 118V117H160ZM141 119V118H140ZM138 119V121L140 120ZM143 119H144V115H143ZM142 119V120H143ZM151 119V117H150ZM154 119V117H153ZM165 119V118H164ZM197 120V117L195 118ZM136 120V121H135ZM141 120V121H142ZM135 121V122H134ZM144 121V120H143ZM181 121H183L181 119ZM187 121V120H186ZM171 122V121H170ZM185 122V121H184ZM206 122V121H205ZM132 123V124H131ZM143 123V122H142ZM141 123V124H142ZM145 123V122H144ZM147 123H150L149 121ZM188 123V121H187ZM154 124V123H153ZM157 124V123H156ZM195 124V123H194ZM152 125V124H151ZM170 125V124H168ZM192 125V124H191ZM248 125V123H247ZM148 126V125H146ZM154 126V125H153ZM157 126H159L157 124ZM194 126V125H193ZM150 127V125H149ZM202 127V126H201ZM219 127V126H218ZM9 128V129H10ZM147 128V127H146ZM161 128V127H160ZM166 128V127H165ZM192 128V127H191ZM195 128V126H194ZM8 129V130H9ZM149 129V128H148ZM152 129V128H151ZM154 129V128H153ZM184 129V128H183ZM193 129V128H192ZM157 130V129H155ZM161 130V129H160ZM175 130V129H174ZM12 131V130H10ZM145 131V130H144ZM173 131V130H172ZM210 131V130H209ZM9 133V131H8ZM143 133V132H142ZM150 133V132H149ZM155 133V132H154ZM160 133V132H159ZM166 133V132H165ZM180 133V132H179ZM253 133V132H252ZM7 134V133H6ZM144 134V133H143ZM153 134V132H152ZM156 134V133H155ZM8 135V134H7ZM158 135V134H157ZM222 135V134H221ZM149 136V135H148ZM9 137V136H8ZM135 137V138H134ZM145 137V136H143ZM164 137V136H163ZM172 137V136H171ZM139 138V137H138ZM146 138V137H145ZM182 138V137H181ZM180 138V139H181ZM185 138V137H184ZM197 138V137H196ZM136 139V140H135ZM169 139V138H168ZM171 139V138H170ZM179 139V140H180ZM183 139V138H182ZM189 139V138H187ZM193 139V138H191ZM226 139V138H225ZM256 139V138H255ZM140 140V139H139ZM143 140V138L141 139ZM200 140V139H199ZM221 142V139H219ZM258 140V139H257ZM256 140V141H257ZM145 141V140H144ZM143 141V142H144ZM155 141V140H152ZM194 141V140H193ZM172 142L174 143V141L172 140ZM149 143V142H146ZM80 144L83 150L81 153H79V147H77V145ZM177 144V143H176ZM225 145V143H223ZM147 145V144H146ZM151 146V145H150ZM155 146V145H154ZM150 147L149 150V160L152 169L154 170L153 173H159L161 175V173L159 172L160 170H162V168L167 169L168 171H176L175 167L173 166V161L175 158H173L175 156H173L174 150L176 148V146L172 147V144L169 140H167L166 142L160 144V145H156V147ZM97 147L98 151H94L93 149ZM180 147V146H179ZM192 147V146H189ZM200 148V147H199ZM147 149V148H146ZM149 149V148H148ZM177 149V148H176ZM190 149V148H189ZM183 150V149H182ZM225 150V149H224ZM185 151V150H184ZM189 151V150H188ZM79 153V158L81 159L80 162L82 163V173H77L79 174V181L76 182V174H74V170L76 169V164H77V158H78V154ZM143 152H146L143 151ZM32 153V154H33ZM199 153V150H198ZM210 154V153H209ZM208 155V154H207ZM50 156V157H49ZM144 156V155H143ZM186 156V155H185ZM184 156V157H185ZM196 156V155H195ZM198 156V155H197ZM196 156V157H197ZM221 156V155H218ZM216 156V157H218ZM148 157V156H147ZM187 157V156H186ZM209 157V156H208ZM207 157V158H208ZM215 157V156H214ZM50 158V159H51ZM205 160H208V159ZM219 158V157H218ZM37 159V158H36ZM43 159V158H42ZM45 159V157H44ZM52 159V160H53ZM146 159V158H144ZM180 159V157H179ZM216 159V158H215ZM222 159V158H221ZM50 163H54V162ZM178 160V159H177ZM181 160V159H180ZM180 160L178 162H180ZM185 160V159H183ZM182 160V161H183ZM190 160V159H189ZM198 160V158L196 159ZM241 160V159H240ZM39 162L42 163L43 161L41 160H37ZM144 161V160H143ZM188 161V160H186ZM210 161V160H209ZM222 161H226L225 159ZM37 162V163H38ZM67 162V161H66ZM184 162V161H183ZM195 162V160H194ZM192 161L191 164L194 163ZM197 162V161H196ZM200 161H198L197 163H199ZM208 162V161H207ZM220 162V161H219ZM145 163V161H144ZM175 163V161H174ZM190 163V162H189ZM201 163V162H200ZM209 163V162H208ZM221 163V162H220ZM245 163V162H244ZM55 164V163H54ZM203 165H205L204 163H202ZM207 164V163H206ZM216 164L217 161H216ZM223 164V162H222ZM221 164V166H222ZM33 166L35 164H32ZM52 164H50L51 166ZM78 165V164H77ZM129 166L130 167V172L126 174H124L122 172V169L120 167L122 166ZM146 165V166H148ZM196 165V163H195ZM37 166V165H35ZM34 166V167H35ZM48 166V165H47ZM68 166V165H67ZM186 166V164H185ZM184 166V167H185ZM189 166V165H188ZM199 166V164H198ZM202 166V165H201ZM210 166V165H209ZM230 166V165H229ZM229 166H226L227 168ZM238 166V165H237ZM58 167V166H57ZM159 167V171L157 170V168ZM183 167V166H182ZM190 167V166H189ZM197 165L194 166V170H196ZM217 168H219V166H216ZM29 167L27 166V169ZM32 168V167H31ZM36 168V167H35ZM41 168V167H40ZM38 168V169H40ZM44 168V167H43ZM49 168V167H48ZM66 168V167H65ZM118 168H120L119 170H117ZM174 168V169H173ZM187 168V167H186ZM181 169V171H185V169ZM192 168V169H193ZM202 168V167H200ZM205 168V166H204ZM207 168V167H206ZM209 168V167H208ZM211 168V166H210ZM221 168V167H220ZM231 168V167H230ZM229 168V173L231 172ZM54 169V167H53ZM79 169V168H78ZM147 169V168H146ZM190 169V171L192 170ZM213 171V168H211ZM41 170V169H40ZM37 170L36 175L33 173L31 174L34 178H38V176L41 174V171ZM45 170V169H44ZM51 170V167H50ZM50 170H48L50 172ZM67 170V169H66ZM128 170V171H129ZM189 171V169H187ZM204 170V169H203ZM203 170H199L197 169V171L193 173V175L188 174H184L183 171V180L186 181L187 186L190 189V192L185 194L184 197V201L187 202L188 204H193L194 208H199L201 207L204 211H206L208 209V211L212 210L213 207L217 208V211H215V218L218 220V224H220L221 226H219L221 229V242L223 247H227L228 246V240L230 241V234L232 233V228L230 229H225L226 226V222H228L229 226H236V223L238 225H240L241 220L239 219L240 213L239 212L242 209L243 206V198L246 200L248 199L249 202L247 205L248 210H244V215L246 216V218H248L251 222L255 221L258 227V230L256 231V236L258 237V239H263L264 238V225L262 226L263 229H261V222L263 221L264 224V200L262 198V200H260L258 198V195L254 192H252L253 190H244L243 188H239L236 187V189L234 190V194L236 195V198L233 197V201L234 202H238L235 203L237 205H239L237 208H233L234 204L230 205V208H228V204L226 205L225 200L219 201V203L217 202L216 204H214V202H211L212 197L210 196V194L208 195V192H206V189L204 188V185L206 184V182L204 181L205 179V174ZM227 170V169H225ZM224 170V171H225ZM255 172L257 171V168H254ZM47 171V170H46ZM55 171V170H54ZM65 171V170H64ZM79 171V170H78ZM77 171V172H78ZM125 171V170H124ZM127 171V170H126ZM143 171V172H142ZM165 171V170H164ZM170 171V172H171ZM173 171V172H174ZM207 171H209L207 169ZM233 171V170H232ZM237 171V169H235V172ZM57 172V171H56ZM61 172V171H60ZM58 172V173H53L51 174V178H47V176L45 177L47 179H50L51 182H53L54 180L57 181V183L61 184V179L63 175ZM66 172V171H65ZM166 172V173H167ZM180 172V171H179ZM44 173V171H43ZM68 173V172H67ZM68 173V174H70ZM147 174V172H146ZM171 174V173H170ZM170 174H166V176H170ZM178 174V173H177ZM208 174V173H207ZM207 179L209 180V176ZM213 174V173H212ZM210 174V176L212 175ZM228 173H226L225 175L227 176ZM231 176L233 175L232 173H230ZM237 174V173H236ZM240 174V172H239ZM238 174V175H239ZM47 175V174H46ZM66 175V174H65ZM180 175V173H179ZM182 175V174H181ZM224 175V176H225ZM67 176V175H66ZM173 174L171 177L166 178L167 181H169L170 183L172 182V178H173ZM215 176V175H214ZM217 176V175H216ZM215 176V177H216ZM221 176V175H220ZM223 176V177H224ZM42 177V176H41ZM57 177V178H55ZM147 177V175H146ZM149 177V176H148ZM151 177V176H150ZM222 177V178H223ZM236 179V176H234ZM239 177V176H238ZM241 177V176H240ZM240 177L238 179H240ZM233 178V176H232ZM40 179V178H39ZM65 179V180H66ZM217 179V177H216ZM214 179V180H216ZM237 179V181H238ZM41 180V179H40ZM177 180V179H176ZM228 180V178L226 179ZM231 180V179H229ZM233 180V179H232ZM235 181V180H233ZM232 181V184H234L235 182ZM236 181V182H237ZM64 182V181H63ZM66 182V181H65ZM162 182V181H160ZM230 182V181H229ZM244 182V181H243ZM50 183V182H49ZM135 183V182H134ZM205 183V184H204ZM222 183V182H220ZM227 183V181H226ZM238 183V182H237ZM245 183V182H244ZM31 184V183H30ZM51 184V183H50ZM67 184V183H66ZM137 183H135L136 185ZM147 184V183H146ZM159 184V183H158ZM179 184V183H178ZM183 184V183H181ZM208 184H212V183H208ZM236 184V183H235ZM234 184V185H235ZM241 183H239L240 185ZM28 185V184H27ZM52 185V184H51ZM54 185V184H53ZM79 185V186H78ZM172 185V183H171ZM209 185V186H210ZM221 185V184H220ZM232 185V186H234ZM244 185V184H243ZM49 186V185H48ZM66 186V185H65ZM138 186V185H137ZM145 186V185H144ZM156 186V185H155ZM246 186V185H245ZM51 187V186H50ZM59 187V186H58ZM68 187V186H67ZM135 187V186H134ZM167 187V186H165ZM170 187V186H169ZM218 187V186H217ZM216 187V188H217ZM224 187V186H222ZM226 187V188H225ZM225 193L228 195V193L232 192L231 187L229 186V184H225ZM250 187V186H249ZM132 188V189H131ZM208 188V187H207ZM211 188H214V186H212ZM221 188V187H220ZM147 189V188H146ZM170 189V188H168ZM173 189V188H172ZM218 189V188H217ZM52 190V189H51ZM56 190V189H55ZM59 190V189H58ZM72 190V189H71ZM166 191V189H164ZM176 190V189H174ZM210 190V189H209ZM139 191V189H138ZM148 191V190H147ZM216 191V189L214 188V192ZM218 191V190H217ZM216 191V192H217ZM222 191L219 190V192ZM223 191V192H224ZM257 191V190H256ZM255 191V192H256ZM56 192V191H54ZM169 192V191H168ZM188 192V191H187ZM211 192V190H210ZM219 192L216 194V196L218 198L222 197L221 194L224 195L223 192H221V194H219ZM228 192V193H227ZM182 193V192H181ZM142 194V193H141ZM143 194H144V189H143ZM148 194V193H147ZM169 194V193H168ZM63 195V194H62ZM150 195V194H148ZM208 195V196H207ZM226 196V195H225ZM226 196V197H227ZM143 197V198H142ZM225 197V198H226ZM148 198V196H147ZM223 198V197H222ZM221 198V199H222ZM224 198V199H225ZM230 198V197H229ZM232 198V197H231ZM144 199V200H143ZM216 199V198H215ZM214 199V200H215ZM81 200V201H82ZM143 200V201H142ZM149 200V198H148ZM146 200V201H148ZM247 200V201H248ZM62 201V200H61ZM200 201V202H199ZM216 201V200H215ZM229 201V200H227ZM231 201V200H230ZM229 201V202H230ZM54 202V201H53ZM65 202V200L63 201ZM62 202V203H63ZM246 202V201H245ZM207 203V206L205 205ZM51 204V202H50ZM70 204V203H69ZM149 204V203H148ZM182 204V203H181ZM145 205V204H144ZM184 205V204H183ZM187 205V204H186ZM202 205V206H200ZM60 206V205H59ZM66 206V205H65ZM64 206V207H65ZM180 206V205H179ZM182 206V205H181ZM192 206V205H191ZM206 206V207H205ZM52 207V205H51ZM193 207V206H192ZM61 208V207H60ZM69 208V207H68ZM181 208V207H180ZM205 208V209H204ZM47 209V208H46ZM65 209V208H64ZM143 209H146L143 207ZM184 209V208H183ZM191 209V208H190ZM193 209V208H192ZM149 210V209H148ZM182 209H180L179 211L181 212ZM187 212L189 211V213L191 212L190 210L186 209ZM199 210V209H198ZM197 210V211H198ZM243 210V209H242ZM51 211V209H50ZM64 211V210H63ZM74 211V210H73ZM194 211V209H193ZM46 212V211H45ZM148 212V211H147ZM184 213V210L182 211ZM181 212V213H182ZM200 212V211H199ZM202 212V213H203ZM212 212V211H211ZM227 212L232 213L231 218L230 219H225L227 218ZM243 212V211H242ZM53 213V212H52ZM73 213V212H72ZM56 214V212L54 213V215ZM74 214V213H73ZM81 214V213H80ZM88 214V213H87ZM187 215V213H184V215ZM197 214V213H196ZM201 214V212H200ZM68 215V214H67ZM84 215V214H83ZM89 215V214H88ZM165 215V216H164ZM180 213L178 215H176L177 217H180ZM202 215V214H201ZM204 215V214H203ZM207 215H211V214H206ZM263 215V217H262ZM66 216V215H65ZM196 216V215H195ZM61 217V216H60ZM184 217V216H183ZM210 217H214L213 215ZM65 219V217H63ZM67 218V217H66ZM166 218V219H165ZM203 218V217H202ZM68 219V218H67ZM79 214L76 213L74 216H70V221L72 222L71 224H73L74 226L78 227L80 226V224L77 222L79 220ZM181 219V218H180ZM195 219V218H194ZM198 219V218H196ZM205 219V218H204ZM203 219V220H204ZM214 219V218H213ZM212 219V220H213ZM62 220V219H61ZM182 220V219H181ZM202 220V219H201ZM202 220V221H203ZM240 220V221H239ZM246 220V219H245ZM244 220V222H245ZM248 220V221H249ZM51 221V220H50ZM65 221V220H64ZM82 221V220H81ZM186 221V220H185ZM192 221V220H191ZM247 221V220H246ZM75 222H77L78 224H76ZM187 222V221H186ZM185 222V223H186ZM199 222V221H198ZM217 222V221H216ZM188 223V222H187ZM201 223V222H200ZM215 223V222H214ZM191 224V223H190ZM217 224V223H216ZM244 224V223H243ZM95 226V225H94ZM189 226V225H188ZM191 226V225H190ZM96 227V226H95ZM94 227V228H95ZM218 227V228H219ZM227 227V226H226ZM238 227V226H237ZM69 228V226H68ZM76 228L75 231L78 229ZM81 228V227H80ZM79 228V229H80ZM97 228V227H96ZM228 228V227H227ZM244 228V227H243ZM82 229V228H81ZM192 229V228H191ZM215 229V228H214ZM241 228L238 227L235 230H237V232L240 230ZM85 230V229H84ZM83 230V231H84ZM87 230V229H86ZM94 230V229H93ZM107 230V231H105ZM244 230V229H243ZM78 231V230H77ZM82 231V230H81ZM89 231V230H88ZM189 231V230H187ZM186 231V232H187ZM193 231V230H191ZM242 231V230H241ZM80 232V230H79ZM90 232V231H89ZM75 233V232H74ZM85 233V232H82ZM95 233V232H94ZM190 233V232H189ZM254 233V232H253ZM93 234V233H92ZM193 234V233H192ZM197 234V233H196ZM199 234V233H198ZM77 235V234H75ZM85 235V234H84ZM252 235V234H251ZM194 235H192L193 237ZM200 237V236H199ZM232 237V236H231ZM235 237V236H234ZM256 237V238H257ZM86 238V236H85ZM84 238V239H85ZM93 238V237H92ZM233 238V237H232ZM231 238V239H232ZM83 239V238H82ZM87 239V238H86ZM96 239V238H95ZM94 239V240H95ZM192 239V238H191ZM196 239L195 237L193 238V240ZM93 240V239H92ZM204 240V239H203ZM235 240V239H234ZM264 240V239H263ZM88 241V240H86ZM202 240H200L199 242H201ZM262 241V240H261ZM96 242V240H95ZM104 242V243H105ZM86 245V242H84ZM102 243V242H101ZM194 243V242H193ZM203 243V242H202ZM79 244V243H78ZM88 244V243H87ZM205 244V243H203ZM72 245V244H71ZM84 245V244H83ZM199 245V244H198ZM256 245V244H255ZM79 246V245H78ZM92 246V245H91ZM96 246V245H95ZM100 246V245H99ZM98 246V247H99ZM201 246V245H200ZM206 246V245H203ZM74 247V246H73ZM77 247V246H76ZM81 247V244H80ZM85 247V246H84ZM83 247V249H85ZM106 246H104L105 248ZM108 248V247H107ZM204 248V247H203ZM202 248V249H203ZM206 248V247H205ZM91 249V247H90ZM106 249V248H105ZM103 250V249H102ZM108 250V249H107ZM204 250V249H203ZM77 252V250H75ZM85 250L80 251L82 255V257L86 256V251ZM106 251V250H105ZM104 251V252H105ZM203 252V251H202ZM44 253V252H43ZM91 253V252H90ZM70 254V253H69ZM94 254V253H93ZM106 254V253H105ZM205 254V253H204ZM232 254V253H231ZM91 254H89L90 256ZM107 255V254H106ZM252 255V254H251ZM103 256V255H102ZM105 256V255H104ZM108 256V255H107ZM81 257V256H80ZM81 257V258H82ZM93 257H95L93 255ZM100 257V256H99ZM116 258V259H117ZM87 259V258H86ZM95 259V258H94ZM100 259V258H98ZM108 259V258H107ZM110 259V258H109ZM102 260V257H101ZM120 260V261H121ZM118 261V259H117ZM231 261V260H230ZM82 262V261H81ZM91 262V261H90ZM86 262L84 261L83 264H85ZM88 263V262H87ZM93 263V262H92ZM41 264V263H40ZM91 264V263H90ZM96 264V263H94ZM112 264V262H111Z\"/></svg>",
	"mask_w": 264,
	"mask_h": 264
}]
</instances>
